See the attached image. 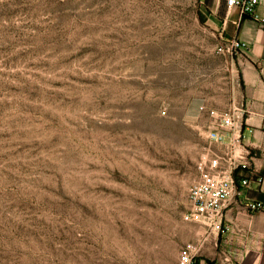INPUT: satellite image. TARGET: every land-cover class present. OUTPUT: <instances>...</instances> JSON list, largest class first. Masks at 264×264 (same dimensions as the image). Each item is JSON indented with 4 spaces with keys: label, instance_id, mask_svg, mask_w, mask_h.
<instances>
[{
    "label": "rangeland",
    "instance_id": "374dc122",
    "mask_svg": "<svg viewBox=\"0 0 264 264\" xmlns=\"http://www.w3.org/2000/svg\"><path fill=\"white\" fill-rule=\"evenodd\" d=\"M201 0H0V264H178L240 90Z\"/></svg>",
    "mask_w": 264,
    "mask_h": 264
},
{
    "label": "crops",
    "instance_id": "0c3cea01",
    "mask_svg": "<svg viewBox=\"0 0 264 264\" xmlns=\"http://www.w3.org/2000/svg\"><path fill=\"white\" fill-rule=\"evenodd\" d=\"M201 3V14L219 44L228 39L247 44L246 50L230 56L236 64L240 84L237 99L232 104L244 106V118L225 143L208 140L206 151L211 149L221 156L224 167L231 164L233 155H238L249 169L240 163L234 171L241 195L231 197L225 206L223 231L212 230L199 221L186 222L189 237L185 246L191 245L201 264L224 258L226 264H264V208L250 212L245 206L250 202L264 205V181L255 180L258 175L264 178V29L237 7H228L226 0H201ZM257 13L264 17V8L258 7ZM232 104L215 109L226 110ZM205 116L206 126L208 118ZM243 179L249 180L248 186H242Z\"/></svg>",
    "mask_w": 264,
    "mask_h": 264
},
{
    "label": "built area",
    "instance_id": "2783aa9c",
    "mask_svg": "<svg viewBox=\"0 0 264 264\" xmlns=\"http://www.w3.org/2000/svg\"><path fill=\"white\" fill-rule=\"evenodd\" d=\"M226 3L228 7H237L243 15L252 17L264 29V17L257 13L258 7L264 8V0H226ZM246 48V43L228 39L222 41L216 50L219 54L235 56ZM199 110L207 115V138L213 143H225L228 136L234 134L236 126L240 125L246 111L244 106L234 104L226 110L209 108L205 105L200 106ZM236 139L240 140V136H237ZM233 156L231 164L224 167L222 157L212 153L211 149L203 153L197 163L199 179L189 193L190 208L183 217L185 222L199 221L212 230L223 231L224 208L231 197L241 195V190L234 178V171L242 162H240L238 155ZM233 156L230 155L228 158L231 159ZM241 166L249 169L247 163H242ZM255 180L262 183L264 178L258 175ZM241 184L243 187L248 186L249 180L243 179ZM245 206L250 212L260 211L264 208L261 202H250ZM226 262L227 259L224 258L209 264H226ZM178 264L201 263L193 254L191 245H186L179 254Z\"/></svg>",
    "mask_w": 264,
    "mask_h": 264
},
{
    "label": "trees",
    "instance_id": "16d2710c",
    "mask_svg": "<svg viewBox=\"0 0 264 264\" xmlns=\"http://www.w3.org/2000/svg\"><path fill=\"white\" fill-rule=\"evenodd\" d=\"M235 178V177H234ZM236 181V180H235ZM237 183V182H236Z\"/></svg>",
    "mask_w": 264,
    "mask_h": 264
}]
</instances>
